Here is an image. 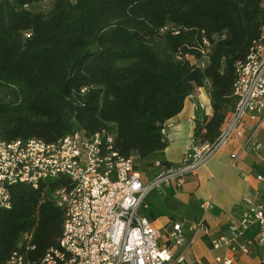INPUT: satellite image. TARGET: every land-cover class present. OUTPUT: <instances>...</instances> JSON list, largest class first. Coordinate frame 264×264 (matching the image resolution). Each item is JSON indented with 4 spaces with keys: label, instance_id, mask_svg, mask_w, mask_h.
Here are the masks:
<instances>
[{
    "label": "trees",
    "instance_id": "obj_1",
    "mask_svg": "<svg viewBox=\"0 0 264 264\" xmlns=\"http://www.w3.org/2000/svg\"><path fill=\"white\" fill-rule=\"evenodd\" d=\"M43 1L0 0V143L106 131L122 157L151 158L168 146L165 123L198 88L209 89L213 116L197 119L194 137L199 146L217 140L236 107L237 64L264 27L261 0H57L48 13L27 9ZM59 184L10 188L0 264L16 251L40 264L59 247Z\"/></svg>",
    "mask_w": 264,
    "mask_h": 264
},
{
    "label": "built area",
    "instance_id": "obj_2",
    "mask_svg": "<svg viewBox=\"0 0 264 264\" xmlns=\"http://www.w3.org/2000/svg\"><path fill=\"white\" fill-rule=\"evenodd\" d=\"M261 3L264 8V0ZM234 92L232 121L217 140L199 146L192 137L181 165L167 167L156 161L159 172L150 180L138 168L139 155L122 157L106 131L87 135L79 130L51 144L35 138L1 142L0 207L10 208L13 185L38 188L45 181L60 183L53 199L65 213L63 233L59 247L47 251L40 264H184V255L175 253L186 244L182 225L175 223L162 245V232L147 215V199L171 183L182 186L188 175L240 138L249 121L257 124L243 151L260 150V144L252 141L264 123V27L246 61L237 64ZM162 134L169 144L172 140L165 127ZM258 179L264 181L262 176ZM244 202L248 208L240 227H231L228 236L212 242L213 248L234 245L252 225L259 227L258 243L264 246V202L254 203L249 197ZM211 208L210 201L202 205L204 216ZM215 261L235 264L227 259ZM6 264H25L24 256L16 251Z\"/></svg>",
    "mask_w": 264,
    "mask_h": 264
},
{
    "label": "crops",
    "instance_id": "obj_3",
    "mask_svg": "<svg viewBox=\"0 0 264 264\" xmlns=\"http://www.w3.org/2000/svg\"><path fill=\"white\" fill-rule=\"evenodd\" d=\"M203 116H213L208 88H198L186 99L181 113L165 123L172 140L165 151L151 158H138V168L147 180L159 172L154 165L156 161L175 167L181 165L194 137L196 121ZM231 117L232 109H229L220 132L227 128ZM256 124L249 121L240 138L229 142L203 167L188 175L182 186L171 183L149 195L147 215L162 232V245L168 241L173 225H182L186 244L176 248L175 253L184 255V264H220L217 259L233 260L235 264H264V246L258 243L260 230L256 225L243 231L232 246H212L213 241L228 236L231 227H240L241 217L248 208L245 197L254 203L264 202V181L258 179L264 177V123L252 141L260 144V150L243 151ZM232 155H237V159H232ZM209 201L212 208L204 216L202 205Z\"/></svg>",
    "mask_w": 264,
    "mask_h": 264
},
{
    "label": "rangeland",
    "instance_id": "obj_4",
    "mask_svg": "<svg viewBox=\"0 0 264 264\" xmlns=\"http://www.w3.org/2000/svg\"><path fill=\"white\" fill-rule=\"evenodd\" d=\"M57 0H44L43 2H38L37 4H33L27 7L32 12H43V13H48L50 12L54 4L56 3ZM73 1V0H72ZM5 94L2 95V98L5 100Z\"/></svg>",
    "mask_w": 264,
    "mask_h": 264
}]
</instances>
